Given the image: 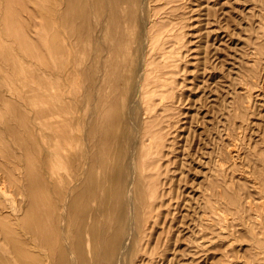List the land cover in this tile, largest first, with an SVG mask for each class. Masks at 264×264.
<instances>
[{"label": "rangeland", "instance_id": "rangeland-1", "mask_svg": "<svg viewBox=\"0 0 264 264\" xmlns=\"http://www.w3.org/2000/svg\"><path fill=\"white\" fill-rule=\"evenodd\" d=\"M3 260L264 264V0H0Z\"/></svg>", "mask_w": 264, "mask_h": 264}, {"label": "bare ground", "instance_id": "bare-ground-1", "mask_svg": "<svg viewBox=\"0 0 264 264\" xmlns=\"http://www.w3.org/2000/svg\"><path fill=\"white\" fill-rule=\"evenodd\" d=\"M92 1H125V0H92ZM103 28H104V30L106 31V33H107V31L109 30V25H108V23L107 22H104L103 23ZM95 29H96V27L94 26L93 27V31H95ZM160 39H161V35H160V33H156V34H154V38L153 39H150V44H149V49L150 50H153V49H155V48H159L160 50H162V46H161V42H160ZM140 69H138V72H137V82L142 78V76H143V73H144V71H139ZM151 70H154L153 68H151V69H149L148 71H147V76L148 77H150V75H151ZM153 80V79H152ZM136 82V83H137ZM135 90H137V89H135ZM138 103V102H137ZM138 105L139 104H134V102L133 101H131V102H129V103H126V105H125V110L127 109V111H128V113H129V115H132V114H134V113H138L139 112V109H138ZM140 113H141V111H140ZM139 121H140V119H139ZM141 125H142V123H141ZM140 125V126H141ZM89 189H90V184H86L85 185V187H84V192L85 193H87L88 191H89ZM75 201H78V197L76 196L75 197ZM74 204V203H73ZM77 217H79L80 216V213H78V212H76V214H75ZM60 216H61V213H60ZM80 218V217H79ZM61 229H62V227H61ZM61 229H59V230H61ZM57 230V229H56ZM58 230V231H59ZM9 231V230H8ZM62 231V230H61ZM56 232V231H55ZM64 231H62V235L64 234L63 233ZM93 233V232H92ZM13 234V233H12ZM8 238H11V236L8 234V233H6L5 234ZM39 237H40V239H42V241H44V243L45 244H47V245H50V244H48V241H46V237L43 235V236H41L40 234H39ZM75 237L78 239V241H79V229H76V231H75ZM52 238V237H51ZM12 239V238H11ZM104 240H105V245H106V247H107V249H105V252H110L111 251V249H116L115 251L116 252H118V256L120 257L121 256V254L123 253V251L126 249V247L125 246H120L119 248H118V240H117V238L114 236V235H109L108 237H105L104 238ZM21 242V241H20ZM124 243H125V241H124ZM15 245V244H14ZM122 245V244H121ZM123 245H125V244H123ZM80 246V245H79ZM127 246V245H126ZM50 248L51 249H54V248H58L59 249V257L62 259V260H64L65 259V252L62 250V249H60V246L57 244V242L56 243H52V245H50ZM14 250L17 252V253H19V251H21L20 249H19V243L18 244H16L15 246H14ZM23 253H24V250H23ZM5 262H6V260H3L2 261V264H5ZM22 264H31V263H29V262H27V261H22Z\"/></svg>", "mask_w": 264, "mask_h": 264}]
</instances>
